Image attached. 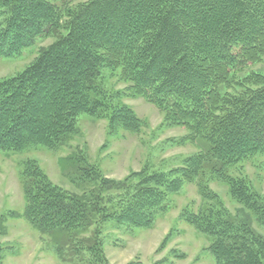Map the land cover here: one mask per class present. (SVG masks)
Instances as JSON below:
<instances>
[{"label":"trees","instance_id":"obj_1","mask_svg":"<svg viewBox=\"0 0 264 264\" xmlns=\"http://www.w3.org/2000/svg\"><path fill=\"white\" fill-rule=\"evenodd\" d=\"M52 34L55 43L34 63L0 81V150L59 149L77 135L83 114L108 119L111 132H138L142 121L120 102L124 95L155 105L165 114L164 126L186 128L181 143L198 141L207 149L181 167L123 181H105L78 166L75 177L95 181L80 198L25 159V219L50 234L61 254L68 243L79 264H106L107 223L151 228L171 194L198 182L203 205L186 207L181 217L207 236L215 264H264V238L230 217L205 171L211 166L233 197L264 220L256 194L226 173L264 156V73L253 70L264 60V0H91L78 6L0 0V58L17 57ZM106 70H120L119 81L129 86L107 91Z\"/></svg>","mask_w":264,"mask_h":264},{"label":"rangeland","instance_id":"obj_2","mask_svg":"<svg viewBox=\"0 0 264 264\" xmlns=\"http://www.w3.org/2000/svg\"><path fill=\"white\" fill-rule=\"evenodd\" d=\"M67 1L78 6L91 0ZM63 22L62 19V25ZM61 32L65 34L64 30ZM56 39L53 34L39 38L19 56L0 58V81L22 73ZM253 68L264 73V60ZM119 75L120 70L104 71L107 91L120 92L129 86L119 81ZM120 102L131 107L141 119L140 131L119 128L111 132L108 119L83 114L78 118L77 135L59 149L33 145L20 153L0 150V256L3 264H79L71 245L67 243L62 247L61 254L60 244L54 242L50 234L36 229L25 219L26 202L20 176L25 159L37 162L53 185L80 198L94 189L95 181L83 183L79 176L75 177L78 166L94 169L105 181H123L146 170L169 171L181 167L186 158L207 149L198 141L181 143L188 136L186 128L164 126L165 114L142 97L124 95ZM79 158L83 163L79 164ZM205 171L209 189L230 217L248 223L252 231L264 238V220L233 197L228 182L212 173L211 166ZM226 173L233 180L246 183L264 208L262 154L227 168ZM112 194L108 191L106 196ZM202 205L198 182L185 183L179 193L168 197L166 210L156 217L151 228L118 227L113 222L107 223L103 232L106 264H215L208 251L207 236L181 217L186 207L198 210Z\"/></svg>","mask_w":264,"mask_h":264}]
</instances>
